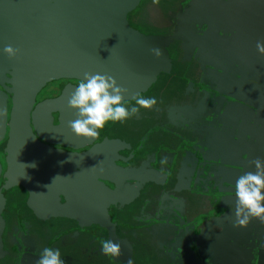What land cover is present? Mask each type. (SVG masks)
Returning <instances> with one entry per match:
<instances>
[{
	"label": "flooded vegetation",
	"instance_id": "af4514ba",
	"mask_svg": "<svg viewBox=\"0 0 264 264\" xmlns=\"http://www.w3.org/2000/svg\"><path fill=\"white\" fill-rule=\"evenodd\" d=\"M209 1L215 14L204 18L201 12L199 21L186 8L189 0L138 2L127 21L160 51L153 64L155 78L140 92L132 85L135 66L133 75L125 64L112 75L122 74L113 77L125 89L129 106L139 96H155L158 103L126 121L108 122L97 137H80L69 124L77 113L68 98L80 79L51 81L35 91L32 110L22 119H27L32 140L17 130L22 87L14 94L15 89L0 85L5 108L0 264H37L46 246L59 248L66 264H237L222 260L218 245L221 227L235 225L234 188L242 174L219 164L236 161L231 157L237 148L232 129L221 128L222 106L235 103L218 99L214 104L211 99L218 96L208 81L218 76L219 68L238 66L233 35L227 33L223 47L215 32L205 34V48L199 52L186 49L172 35L176 25L191 22L216 29L219 10L216 0ZM198 8L205 10L204 4ZM160 38L165 39L161 45ZM205 60L211 61L212 71ZM30 98L32 92H27L26 100ZM257 122L255 142L263 159L264 111ZM245 125L240 138L246 150L253 135ZM250 223L258 237L246 232L240 264H257L261 252L264 222L254 218ZM104 239L121 245L118 258L102 251Z\"/></svg>",
	"mask_w": 264,
	"mask_h": 264
},
{
	"label": "water",
	"instance_id": "95a60500",
	"mask_svg": "<svg viewBox=\"0 0 264 264\" xmlns=\"http://www.w3.org/2000/svg\"><path fill=\"white\" fill-rule=\"evenodd\" d=\"M139 1L0 0V85L6 89H15L14 94H18L16 87L19 85L24 94L21 102L16 105V115L21 118L17 123V130L23 131L26 137L31 136L30 128L26 125L27 119H24V123L22 119L28 118L32 110L35 91L51 81L82 79L85 73L97 72L122 77V74L112 75V71H122L125 64L127 68L130 67L131 75L135 66L137 77L135 81L132 80V85L136 84V91L143 92L152 83L156 75L153 64L159 61V55L152 50L157 49V45L127 21ZM208 1L189 0L186 8H191L194 19L199 21L201 12L205 14L204 18L214 12L213 8L210 9L211 1ZM249 1L251 0H216L219 10L216 29L212 28V24L208 26L207 23L191 22L189 25H176L172 35L186 49L199 52L205 48V34L211 36L215 32L225 47L228 32L235 39H240L239 34L230 30L228 24L232 25L231 21L235 25L240 23L238 19L243 17L244 9L242 4ZM201 4L205 6L204 11L198 8ZM236 5L241 11H235ZM158 42L161 45L165 39L160 38ZM8 44L19 49L15 58L4 53V46ZM203 65L210 71L213 70L211 61L205 60ZM218 72L214 79L212 76L208 79L213 86L212 91L218 96L211 101L216 104L218 99H230L235 103L232 106L227 102L222 106L221 128L232 129L233 139L237 141V148L230 154L236 161L225 165L220 161L219 164L229 166L239 174L246 170L253 171L254 161L259 158L255 137L257 119L264 111V81L242 66L233 65L227 71L219 68ZM27 92H32L29 100H26ZM4 110L0 92V133L3 130ZM245 124L247 133L253 135L246 150L242 147L240 138L245 132ZM28 140H32V136ZM223 152L225 153L224 150ZM242 156L245 157V162L242 161ZM221 228L222 241L218 244L221 259L240 264L245 245L242 238H245L247 231H253L256 240L258 229L251 223L245 227L235 224L226 229ZM227 231L232 234H226ZM229 238H233V244L229 242ZM216 260L218 261V257Z\"/></svg>",
	"mask_w": 264,
	"mask_h": 264
},
{
	"label": "clouds",
	"instance_id": "9594fccd",
	"mask_svg": "<svg viewBox=\"0 0 264 264\" xmlns=\"http://www.w3.org/2000/svg\"><path fill=\"white\" fill-rule=\"evenodd\" d=\"M257 50L264 54V41H257ZM4 53L10 58L19 54V49L5 45ZM159 55V49L152 50ZM155 96L136 98L135 104L125 102V89L108 74L85 73L76 82L68 98V105L77 113V118L69 122L72 131L83 138H94L110 121H126L138 114L141 108L151 109L157 105ZM255 171L246 170L235 182V224L245 227L252 219L264 222V159L254 161ZM102 251L109 258L121 255V245L111 239L102 241ZM37 264H66L59 248L46 246L42 249Z\"/></svg>",
	"mask_w": 264,
	"mask_h": 264
},
{
	"label": "crops",
	"instance_id": "0c3cea01",
	"mask_svg": "<svg viewBox=\"0 0 264 264\" xmlns=\"http://www.w3.org/2000/svg\"><path fill=\"white\" fill-rule=\"evenodd\" d=\"M242 6L243 17L238 19L240 23L235 25L230 20L233 28L231 30L240 36V39L233 37L236 63L264 81V54L257 50V41H264V0H251ZM235 11H241L238 5ZM260 249L257 264H264V239Z\"/></svg>",
	"mask_w": 264,
	"mask_h": 264
},
{
	"label": "bare ground",
	"instance_id": "6f19581e",
	"mask_svg": "<svg viewBox=\"0 0 264 264\" xmlns=\"http://www.w3.org/2000/svg\"><path fill=\"white\" fill-rule=\"evenodd\" d=\"M59 208H60V207H57L58 210H62V207H61V209H59Z\"/></svg>",
	"mask_w": 264,
	"mask_h": 264
}]
</instances>
